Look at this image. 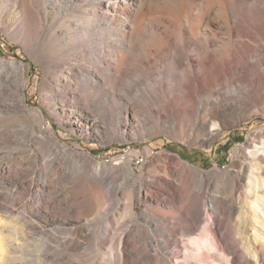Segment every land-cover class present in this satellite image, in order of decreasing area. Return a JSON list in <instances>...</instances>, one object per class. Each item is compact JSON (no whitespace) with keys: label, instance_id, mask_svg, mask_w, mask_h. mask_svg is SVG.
Listing matches in <instances>:
<instances>
[{"label":"rangeland","instance_id":"obj_1","mask_svg":"<svg viewBox=\"0 0 264 264\" xmlns=\"http://www.w3.org/2000/svg\"><path fill=\"white\" fill-rule=\"evenodd\" d=\"M132 1L0 0V264L264 260V0Z\"/></svg>","mask_w":264,"mask_h":264},{"label":"bare ground","instance_id":"obj_2","mask_svg":"<svg viewBox=\"0 0 264 264\" xmlns=\"http://www.w3.org/2000/svg\"><path fill=\"white\" fill-rule=\"evenodd\" d=\"M110 1H115V2L111 3V5H108L107 3H101V4L98 3L96 7H99V10L100 11H104L106 13H113V12H115V8H116V5L117 4L126 6V5H130L133 2L132 0H107V2H110ZM210 4L211 3H205V4L203 3L204 12H208V14H211V11H212V8H211ZM140 5H141V1H140ZM78 12L84 15V17L86 19V24L87 25H90L91 24L90 23V17L92 16V12L89 10V6H86L85 8L79 9ZM113 19L114 20H117V17L114 16ZM173 51L176 54H181L182 53V50L180 48L179 49H175ZM251 58L252 59H256L257 62H261V59L260 58L257 59L254 55H251ZM244 61H245V63L243 64L242 68H246V67H249V66L251 67L252 66L251 62H249V61H247L245 59H244ZM171 63L174 66H175V64H177L176 61H172ZM188 73H189V75L187 76V79H191L192 72L191 71H188ZM261 80L264 81V78L262 79L261 77L252 76L248 80V82L247 83L245 82V83H246V86L253 88V87L257 86V85H260ZM23 86H24V83L23 82H20V83L17 84L18 92H21L23 90ZM159 87H162V84H160ZM18 105L19 106H23L24 105V100L23 99H19L18 100ZM166 106L167 107H171L172 110H170V109L167 108V110H165V112L168 113L171 116H174L173 118L176 121H178L182 117H180V115H172V112H176V109L179 108V110H183L184 112H186L187 114H189L190 113V110H193V108H194V101H188L186 103H179V104H174L171 101L170 104L166 103ZM82 110L85 111L84 108H82ZM134 115L135 116L132 117L133 118V121L140 123V120L138 119V117L136 116V114H134ZM184 116H187V115H184ZM76 119H77V124L78 125H81L82 123L87 122V120L82 121V119H80L79 116ZM183 119L184 120H187V118H183ZM88 127L89 126L86 125V128H88ZM62 149L64 151H68L64 147ZM68 152H70V151H68ZM71 155L72 156L81 157L83 160L84 159L85 160H90V156L89 155L76 154V153H72ZM169 159L171 160V162H174L175 164L181 166V168L183 170H185L187 172H191V173L192 172L193 173H197V169L196 168L192 167L191 165H189L187 163L180 162L176 157L173 156V157H170ZM171 171H172V169H171ZM203 230L206 233L205 236H207V239L206 240H197V239L194 240V242H195L194 244L196 245V249H195L196 250V257L197 256H201L200 257V261L202 262L201 264H218L217 263V260L215 259L216 257L213 258V256H211L209 254H208L209 256L206 255L207 249H209L207 247H213L215 249V251L219 252L223 256H230V257L233 256L231 260L229 259L230 260L229 263L228 262H226V263H228V264H238V252L235 250L237 248V245L236 244H234V245L231 244L230 245L229 243L225 242L223 240V238L220 236V234L218 235L217 228H214L213 229L210 225H208V226L206 225V227ZM203 235H204V233H203ZM185 252L183 253L184 256H186L188 254V253L186 254ZM128 256H129L128 253H124V258L128 259L129 258ZM174 257H176V256H174ZM208 257L213 259L212 262H210L211 260L208 261V259H207ZM240 261H241V259H240ZM158 262H159V253L153 254L151 251H148L147 253H144L143 254L140 262L137 263V264H156ZM184 263L185 264H188L189 261L186 260ZM259 263L260 264H263L264 263L263 258L259 257Z\"/></svg>","mask_w":264,"mask_h":264},{"label":"built area","instance_id":"obj_3","mask_svg":"<svg viewBox=\"0 0 264 264\" xmlns=\"http://www.w3.org/2000/svg\"><path fill=\"white\" fill-rule=\"evenodd\" d=\"M137 162L138 163H142L143 162V159L142 158H137Z\"/></svg>","mask_w":264,"mask_h":264}]
</instances>
